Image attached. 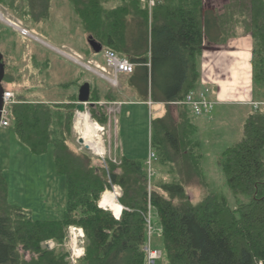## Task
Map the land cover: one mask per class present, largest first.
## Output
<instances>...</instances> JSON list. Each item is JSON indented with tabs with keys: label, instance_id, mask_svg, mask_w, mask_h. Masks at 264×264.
Returning a JSON list of instances; mask_svg holds the SVG:
<instances>
[{
	"label": "trees",
	"instance_id": "obj_1",
	"mask_svg": "<svg viewBox=\"0 0 264 264\" xmlns=\"http://www.w3.org/2000/svg\"><path fill=\"white\" fill-rule=\"evenodd\" d=\"M69 1L89 39L136 65L128 79L139 99L148 104L184 102L200 85L199 60L206 47L217 43L218 37L220 45L225 44L236 19L246 18V34L255 42L257 102H264V0H245L247 13L230 5L226 16L210 7L208 0H160L152 14L143 0ZM0 3L39 25L49 19L54 0ZM5 65L4 87L23 88L38 86L37 78L50 66L44 61L43 71L34 67L24 80L17 65ZM82 80L75 83L83 84ZM73 85L63 88L68 91ZM16 98L18 103L10 108V127L36 156L53 148L56 174L67 183V206L60 221H36L30 212L10 203L8 181L0 168V264H72L66 250L42 246L48 240L63 246L72 226L86 235L85 255L78 264H145L146 217L151 209L157 210L161 221L158 246L168 264H264V107L254 109L243 136L218 164L235 198L247 200L232 207L226 197L212 191L201 170L202 155L197 154L200 146L187 106L179 105L178 123L169 118L152 121L151 148L161 166L153 180L146 158L121 155L116 164L94 157L87 149H75L76 95L60 103L24 95ZM107 98L117 101L112 95ZM102 101L100 90L92 88L91 102L96 104L90 107L92 120L106 128L108 117L98 105ZM194 184L200 186L197 202L189 194ZM114 187L121 188L119 220L99 205L103 194Z\"/></svg>",
	"mask_w": 264,
	"mask_h": 264
},
{
	"label": "rangeland",
	"instance_id": "obj_2",
	"mask_svg": "<svg viewBox=\"0 0 264 264\" xmlns=\"http://www.w3.org/2000/svg\"><path fill=\"white\" fill-rule=\"evenodd\" d=\"M208 2L211 4L210 7L219 10L225 16L226 10H230L228 8L230 5H233L236 10L249 12V5L247 2L245 3V0H208ZM0 13L12 22L22 24L37 38L23 36L0 22V50L4 55L5 63L11 66L17 65L24 80L28 78V73L34 72V67L43 71L41 69L44 67V61H49L50 64L49 70L44 71L46 74L49 72L50 75L44 76L42 72L36 81L38 86H34L32 89L5 84V88L13 91L16 97L24 95L29 100L65 102L72 93L77 96L79 86L82 84L77 85L75 82L83 79V84L89 82L93 89L98 88L100 90L103 102L109 103L107 97L110 95L116 97L117 101L140 100L137 92L130 85L128 75H119V85L116 87L99 74L88 71L83 66L60 54L59 51L75 58L80 56L84 64H91L94 68H97L99 64L101 68L111 72L104 57L105 51L96 54L92 50L89 44V36L84 31L80 18L69 0H54L49 19L39 25L21 19L1 3ZM234 13L240 17L237 11L234 10ZM240 18L236 19L237 21L234 23L236 24L234 31L227 28L229 35L239 30L246 34L245 29L248 27V21L246 18ZM232 24H228V26ZM132 34L133 31L130 29L129 37ZM223 42H226L223 44L225 46L228 44L226 39ZM223 45L222 47H224ZM109 76L112 77V74ZM69 83L74 84L73 88L69 91L64 90V84ZM28 84L31 83L28 82ZM54 90L56 93L60 92L58 98L53 95ZM203 90L205 89L202 85L197 89L198 92ZM208 96L212 99L211 94ZM154 104L151 108L140 105L131 107L128 104L101 106L109 120L106 130L100 132L107 154L101 157L91 150L88 151L94 157L96 156L103 161L108 158L116 164H119L121 155L133 159L146 158L148 160L150 149H152V121L159 119L162 110V106L157 105V103ZM217 106L218 104L211 113V117L205 115L196 120L199 130L195 133L194 138L200 143L197 154L202 155L201 170L212 191L226 197L232 207H237L239 203L247 200L243 196L235 198L227 185L226 176L218 164L222 161L224 152L233 147L243 136L244 125L248 118L247 113L253 112V108L243 104L222 108ZM87 107V111L91 115L90 105ZM171 108L173 111L175 110V114L179 118L182 112L179 105L171 106ZM110 111L112 112L110 113ZM77 115L78 111H76L74 119V147L75 149L86 150L85 146L79 144L78 141L81 136L75 129ZM176 122L178 123L179 120ZM0 168L4 171L8 181L9 201L12 205L22 207L30 212L36 221H60L67 206V183L65 178L56 174L53 148H50L49 152L43 156H36L18 139L12 127H0ZM152 168V178L157 180V174L161 171L159 162L153 160ZM117 188L114 187L112 192L116 193ZM189 194L197 202L200 196V186L191 185ZM152 215V226L155 230L153 245L158 248L159 246L156 244L160 238L156 229L161 226V221L157 210H152ZM69 229L63 246L54 240H48L42 246L50 251L55 249L66 250L69 253V261L72 263L70 257L73 248L77 246L73 238H70ZM159 248L162 250L161 247ZM27 259L30 260V255H27ZM158 264L168 263L163 258Z\"/></svg>",
	"mask_w": 264,
	"mask_h": 264
},
{
	"label": "crops",
	"instance_id": "obj_3",
	"mask_svg": "<svg viewBox=\"0 0 264 264\" xmlns=\"http://www.w3.org/2000/svg\"><path fill=\"white\" fill-rule=\"evenodd\" d=\"M216 34L218 35L217 32ZM218 39L217 43H211V46L206 47V50L203 52L199 60V70L201 75L200 83L202 87L210 90L209 94H211L212 100L217 102V107L222 108L236 104H243L244 106H251L253 108L252 103L259 101L253 81V51L255 47L253 37L249 34H243V32L239 30L229 37L228 44L226 46L223 45L224 47L220 45L222 38L218 37ZM25 88L32 89L34 88V85ZM196 92L198 91L196 90ZM47 102L54 103V101ZM110 102L115 106L116 104H119L120 106L122 104H128L131 107L140 105L151 108L155 105L153 103V106H150L147 102L141 100L109 101V103ZM157 105L162 106L160 116L158 117L159 119L169 118L173 122L176 119L179 120L175 114V110L173 111L171 108V106L174 105ZM254 111L253 108V112L247 113L248 118L254 113ZM191 113V121L194 125L195 132H197L199 126L196 124V120L201 116L193 114L192 111ZM208 116L211 117V114ZM161 228L162 227L160 226L157 229ZM159 244L160 240H158L156 245L158 246Z\"/></svg>",
	"mask_w": 264,
	"mask_h": 264
},
{
	"label": "built area",
	"instance_id": "obj_4",
	"mask_svg": "<svg viewBox=\"0 0 264 264\" xmlns=\"http://www.w3.org/2000/svg\"><path fill=\"white\" fill-rule=\"evenodd\" d=\"M144 4L148 7L150 10V13L152 14L153 9L160 3V0H143ZM0 22L6 24L7 26L11 27L14 31L22 34L23 36H31L34 37L27 29H25L22 24L12 22L11 20L7 19L6 16L2 13H0ZM35 38V37H34ZM37 39V38H35ZM60 54L66 56L67 58L73 60L75 63L83 66L88 71H91L93 73L99 74L104 79L108 80L113 86L118 87V77L119 75H131L135 72L136 65L130 62L127 59H123L120 56H118L116 53L112 51H106L105 52V59L108 63V66L111 70V72H107L105 69L101 68V66L98 64L97 68H94L91 64H84L81 61V57L78 56L77 58L72 57L71 55L65 54L61 51H59ZM112 74V77L109 75ZM210 93L209 89H205L200 92H192L190 95L187 96V98L184 100V102L181 103H174L175 105H185L187 106L193 114L197 116H203V115H209L213 113V111L216 108L217 102L213 101L208 95ZM17 98L16 94L13 91H7L5 90L4 93V109L2 112V119L0 123V127L7 128L10 127V108L12 105L17 104ZM100 106L105 105H113L111 103L107 102H100ZM150 106H153V102H149ZM253 108L257 111L261 107H264V102H254L252 103ZM111 110V109H110ZM112 111H110L111 113ZM94 121V120H93ZM97 125H100L98 122L95 121ZM101 126V125H100ZM106 128L104 126H101V132H104ZM157 156L153 149H150L149 157L147 160V166L149 169V176L150 178L153 177V160H156ZM116 194L118 195L117 201L119 202V198L121 196V188H117ZM151 189V187H150ZM106 210H109V208H104ZM111 211V210H110ZM116 217V216H115ZM116 219H120V217H116ZM152 209L147 214L146 220H147V242L144 245V252L146 254V262L145 264H158L160 260L163 258V251L160 248H157L153 245V238L155 234V230L152 226ZM156 232L158 233V237L160 238L162 236V228L156 229ZM69 235L70 238H73L75 241L76 248H73L72 256L70 257L73 264H78L79 261L82 259V257L85 255V242H86V235L82 228L72 226L69 229ZM75 247V246H74Z\"/></svg>",
	"mask_w": 264,
	"mask_h": 264
},
{
	"label": "bare ground",
	"instance_id": "obj_5",
	"mask_svg": "<svg viewBox=\"0 0 264 264\" xmlns=\"http://www.w3.org/2000/svg\"><path fill=\"white\" fill-rule=\"evenodd\" d=\"M76 131L84 139V146L88 147L98 156H106L107 151L101 137V126L97 125L88 111L80 112L77 115ZM118 195L115 192L107 191L100 201L102 208H109L116 217H121L123 206L117 201Z\"/></svg>",
	"mask_w": 264,
	"mask_h": 264
},
{
	"label": "water",
	"instance_id": "obj_6",
	"mask_svg": "<svg viewBox=\"0 0 264 264\" xmlns=\"http://www.w3.org/2000/svg\"><path fill=\"white\" fill-rule=\"evenodd\" d=\"M89 44L93 51L96 54H100L103 52L104 47L102 44L98 43L96 40L93 38L89 39ZM6 76V65L4 63V55L0 50V123L2 119V112L4 109V93H5V87H4V79ZM91 95H92V86L89 82L84 83L79 91L78 95V102H77V111L78 113L80 112H86L88 109V105L90 107L96 106L95 103L91 102ZM79 144L83 145L84 144V139L79 138ZM87 150H90L88 147H85Z\"/></svg>",
	"mask_w": 264,
	"mask_h": 264
},
{
	"label": "flooded vegetation",
	"instance_id": "obj_7",
	"mask_svg": "<svg viewBox=\"0 0 264 264\" xmlns=\"http://www.w3.org/2000/svg\"><path fill=\"white\" fill-rule=\"evenodd\" d=\"M34 57H35V56H34ZM47 73H48V72H47ZM42 74H43L44 76L47 75L46 73H42ZM82 85H83V84H82ZM82 85L79 86L78 94H79V91H80V88H81ZM72 88H73V87H72ZM72 88H71V89H72ZM71 89H70V90H71ZM54 91H55V90H54ZM68 91H69V90H68ZM78 94H77V96H78ZM53 95H56V98H58V97L60 96V92H57V93H56V91H55ZM71 95H73V93H72ZM53 99H54V98H53ZM54 103H60V101H58V100H57V101L54 100Z\"/></svg>",
	"mask_w": 264,
	"mask_h": 264
}]
</instances>
